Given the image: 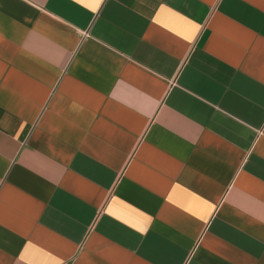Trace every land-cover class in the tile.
Wrapping results in <instances>:
<instances>
[{
    "label": "crops",
    "instance_id": "1",
    "mask_svg": "<svg viewBox=\"0 0 264 264\" xmlns=\"http://www.w3.org/2000/svg\"><path fill=\"white\" fill-rule=\"evenodd\" d=\"M0 264H264V0H0Z\"/></svg>",
    "mask_w": 264,
    "mask_h": 264
}]
</instances>
